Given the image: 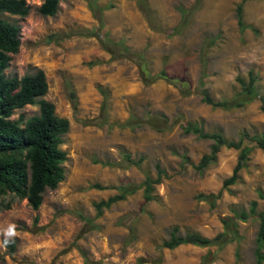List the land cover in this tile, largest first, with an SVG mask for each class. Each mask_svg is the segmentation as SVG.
Masks as SVG:
<instances>
[{"label":"rangeland","instance_id":"1","mask_svg":"<svg viewBox=\"0 0 264 264\" xmlns=\"http://www.w3.org/2000/svg\"><path fill=\"white\" fill-rule=\"evenodd\" d=\"M25 1L27 16L0 14L20 29L5 75L42 70L48 90L40 99L69 130L60 145L64 179L45 191L38 210L0 194V264H256L264 149L253 141L264 134V0L242 4L243 26L241 0H64L50 17L37 13L40 0ZM140 61L151 75L185 80L190 95L164 80L144 82ZM249 73L251 102H203L202 91L215 102L232 100ZM37 114V105L25 106L11 119ZM148 117L159 130L144 123ZM185 124L253 147L233 185L223 188L239 150L221 148L200 170L214 142L185 133ZM158 177L145 201L144 182ZM120 187L124 199L98 210ZM11 227L15 235L7 236ZM221 233L225 242L211 247H161L172 234ZM5 241H14L13 251Z\"/></svg>","mask_w":264,"mask_h":264},{"label":"trees","instance_id":"2","mask_svg":"<svg viewBox=\"0 0 264 264\" xmlns=\"http://www.w3.org/2000/svg\"><path fill=\"white\" fill-rule=\"evenodd\" d=\"M64 0H40L37 13L43 17L54 16L57 13L59 3ZM248 0H241L236 8L237 23L243 26L241 19L242 4ZM30 11L25 0H0V14L25 17ZM20 29L18 26L8 23L0 17V194L6 192L13 194L18 199L26 200L28 206L36 211L41 206L43 194L47 190H55L64 179V168L62 164L66 160V153L60 149L61 137L69 130V122L55 114L52 103L40 99L47 93L48 85L45 74L42 70L25 74L20 78L7 77L5 70L11 61V55L18 52L20 46ZM141 78L146 83H153L157 80L176 87L180 94L188 96L191 93L189 84L179 78L169 77L165 71L151 75L144 62L139 63ZM204 76V74H203ZM241 91L230 101L215 102L206 91H202L204 103L220 108H238L256 98L255 77L253 73L248 74V81L238 79ZM202 84V81L201 83ZM38 106V114L27 120L19 117L11 119L14 112L25 106ZM156 117H148L144 123L159 130L155 126ZM185 133H193L201 138L210 139L214 142L210 154L204 155L198 169H204L210 162L216 159L221 148L239 150L237 163L232 175L223 182V188L233 185L238 179L239 171L244 167L253 147H242V140L238 142L228 141L219 133H205L198 126L185 124L182 126ZM246 138V135H242ZM255 146L264 149V134L256 138ZM162 174L158 171V175ZM159 177L144 182V199L150 200L151 184L157 183ZM119 195L101 201L97 204L98 210L102 207H109L111 203L123 200L125 188ZM208 198V196H202ZM264 200V195H260ZM256 202L251 203L249 212L255 213ZM238 217L245 220L248 215L241 213ZM259 227L255 239L256 264H264V211L258 215ZM227 225L226 223H224ZM228 226V225H227ZM225 242V233L218 234L213 238H204L198 234H186L177 236L172 234L168 241L162 243L165 249H174L181 245H193L198 247H211ZM5 246L14 250V241H5Z\"/></svg>","mask_w":264,"mask_h":264},{"label":"clouds","instance_id":"3","mask_svg":"<svg viewBox=\"0 0 264 264\" xmlns=\"http://www.w3.org/2000/svg\"><path fill=\"white\" fill-rule=\"evenodd\" d=\"M6 235L7 236H13V235H15L14 227L9 228V230H8V232H7Z\"/></svg>","mask_w":264,"mask_h":264}]
</instances>
